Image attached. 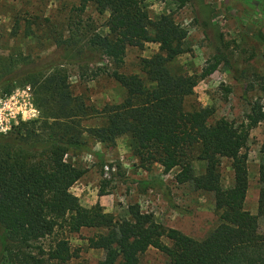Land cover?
I'll return each mask as SVG.
<instances>
[{
	"label": "trees",
	"instance_id": "obj_1",
	"mask_svg": "<svg viewBox=\"0 0 264 264\" xmlns=\"http://www.w3.org/2000/svg\"><path fill=\"white\" fill-rule=\"evenodd\" d=\"M145 1L80 0L82 7L91 3L99 13H109L108 32L89 35L87 46L114 63L109 74L124 89L118 103L100 109L86 104L73 94L54 61L29 66L31 62L22 54L0 60L8 69L0 73L2 93L13 89L11 75L15 73L34 88V102L41 112L40 118L0 133V264L65 263L74 256L65 234L83 228L100 230L85 237L88 247L104 251L97 264H139L150 247L166 254L170 264H264L263 164L259 166L256 213L244 207L247 143L250 130L264 120V106L253 101L246 119L237 125L224 117L210 121L211 106L186 109L185 99L200 78L220 64L233 68L236 61L231 60L232 53L218 48L200 74L174 72L170 62L186 51L187 31L171 13L152 19ZM254 35L259 46H251V56L260 46L264 53V35ZM246 40L244 35L242 41ZM147 42L157 43L158 51L140 59L145 77L120 72L126 48ZM257 76L264 78V74ZM93 112L104 117L103 123L82 126V119ZM123 135L128 136L129 148L141 167L149 169L157 163L164 172L176 168V182L211 192L217 225L194 238L157 222L137 203L128 205V216L123 218L105 212L99 202L82 205L71 187L85 170L72 162V156L98 154L90 141L114 146ZM223 158L230 160L233 172L228 187L221 182ZM195 159L206 162L200 174L194 171Z\"/></svg>",
	"mask_w": 264,
	"mask_h": 264
},
{
	"label": "rangeland",
	"instance_id": "obj_2",
	"mask_svg": "<svg viewBox=\"0 0 264 264\" xmlns=\"http://www.w3.org/2000/svg\"><path fill=\"white\" fill-rule=\"evenodd\" d=\"M144 7L152 19L171 13L187 31L186 51L170 62L174 72L200 74L218 48L232 53L231 60L236 61L233 68L220 64L212 74L200 78L193 94L185 99L186 109L211 106L214 113L210 121L224 117L237 125L246 119L253 101L259 100L264 106V78L257 76L264 74L262 46L251 56V46L258 45L252 37L258 32L264 35V0H146ZM108 16V11L99 13L91 3L82 7L80 0H0V60L5 62L22 54L31 62L29 66L54 61L66 75L73 94L81 96L86 104L100 109L104 104L118 103L124 97V89L109 74L114 63L87 46L89 35L108 32ZM157 51L158 44L154 42L142 47L128 46L120 72L145 77L140 59ZM1 61L3 75L8 69ZM11 76L13 89L9 93H2L0 89V97L28 86L36 106L31 84L23 83L15 73ZM146 85L152 84L146 82ZM36 108L40 118L41 112ZM103 121V116L93 112L81 123L84 127H93ZM128 140L127 135L120 136L114 146L90 141L98 154L84 152L72 156V162L85 170L79 182L73 184L82 182L88 186L85 197L77 196L81 204L94 205L100 200L105 212L123 218L128 216V205L137 203L143 212H151L157 222L194 238H201L217 225L211 192L176 182V168L164 172L157 163L149 169L141 167ZM193 151L196 153V148ZM247 153L248 189L244 207L256 213L259 166L264 165V120L250 130ZM105 165L109 166L107 175ZM205 165L203 160H193L196 174L202 173ZM220 173L222 185L230 186L233 182L230 160L221 159ZM144 182L146 189H143ZM101 189L105 191L102 195ZM97 231L100 230L83 228L66 233L74 256L65 263L49 264H97L104 257V251L88 247L85 238ZM139 264L170 263L166 254L150 247L141 255Z\"/></svg>",
	"mask_w": 264,
	"mask_h": 264
},
{
	"label": "built area",
	"instance_id": "obj_3",
	"mask_svg": "<svg viewBox=\"0 0 264 264\" xmlns=\"http://www.w3.org/2000/svg\"><path fill=\"white\" fill-rule=\"evenodd\" d=\"M39 111L33 103L30 88H18L9 95L0 97V133H8L15 125L23 121L38 118ZM105 175L109 166L105 165Z\"/></svg>",
	"mask_w": 264,
	"mask_h": 264
},
{
	"label": "crops",
	"instance_id": "obj_4",
	"mask_svg": "<svg viewBox=\"0 0 264 264\" xmlns=\"http://www.w3.org/2000/svg\"><path fill=\"white\" fill-rule=\"evenodd\" d=\"M80 180V179H79ZM79 180L78 181H76L75 183H77V182H79ZM86 189H88V186H86L85 185V183H80L79 185H77V186H75V185H72V187H71V191H72V193L73 194H75L76 196H80V194L83 196V197H85V195H87V194H85V190ZM74 191H76V192H74ZM258 191H259V189L257 188V191H256V196L258 197ZM256 197V198H257ZM97 200V198L94 200V202ZM81 201V200H80ZM85 201H87V198H86V200ZM82 202V201H81ZM97 202V201H96ZM99 203H100V200L98 201ZM101 204V203H100ZM82 205H84V206H86V207H90V206H92V205H85V204H83L82 203Z\"/></svg>",
	"mask_w": 264,
	"mask_h": 264
}]
</instances>
